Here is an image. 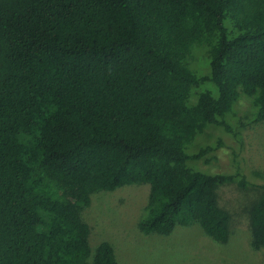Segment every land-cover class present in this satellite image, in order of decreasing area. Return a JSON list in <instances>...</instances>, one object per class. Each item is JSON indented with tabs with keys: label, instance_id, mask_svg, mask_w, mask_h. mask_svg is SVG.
I'll list each match as a JSON object with an SVG mask.
<instances>
[{
	"label": "trees",
	"instance_id": "16d2710c",
	"mask_svg": "<svg viewBox=\"0 0 264 264\" xmlns=\"http://www.w3.org/2000/svg\"><path fill=\"white\" fill-rule=\"evenodd\" d=\"M243 98L264 121V0H0V264H120L93 251L81 217L98 191L146 183L139 227L198 223L220 243L231 212L219 189L264 184L212 172L224 140L241 146ZM264 249V192L249 209Z\"/></svg>",
	"mask_w": 264,
	"mask_h": 264
},
{
	"label": "rangeland",
	"instance_id": "374dc122",
	"mask_svg": "<svg viewBox=\"0 0 264 264\" xmlns=\"http://www.w3.org/2000/svg\"><path fill=\"white\" fill-rule=\"evenodd\" d=\"M253 107L243 98L230 115L232 123L244 122L242 144L220 127H210L194 145L224 140L210 162L198 164L212 172L241 169L253 181L264 184V121L250 120ZM233 150L239 151L237 165ZM259 186L242 187L237 182L219 189L220 205L231 212V235L227 243L215 241L198 223L177 225L170 234L145 233L139 227L150 193V185L134 183L112 191L92 195L91 205L82 211V219L91 226L93 251L103 241L112 243L120 264H264V249L254 248L249 209L263 195Z\"/></svg>",
	"mask_w": 264,
	"mask_h": 264
}]
</instances>
